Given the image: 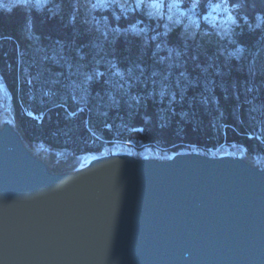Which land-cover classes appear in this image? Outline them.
<instances>
[{"label": "trees", "instance_id": "16d2710c", "mask_svg": "<svg viewBox=\"0 0 264 264\" xmlns=\"http://www.w3.org/2000/svg\"><path fill=\"white\" fill-rule=\"evenodd\" d=\"M84 1L75 9L69 0L42 6L0 0V70L29 141L87 157L114 142L146 144L151 139L133 133L138 112L153 121L164 116L160 128L171 132L152 140L170 154L193 150L187 145L211 153L238 140L253 144L241 83H253L247 62L264 54V0H228V11L214 8L221 0H200L193 11L192 0L171 9L174 0H144L139 8L137 0ZM236 3L243 6L233 8ZM237 49L239 58L232 55ZM53 55L63 75L47 69ZM112 64L123 69L120 81L111 75ZM170 91L177 97L171 99ZM255 92L264 100L262 89ZM186 113L194 117L178 118Z\"/></svg>", "mask_w": 264, "mask_h": 264}, {"label": "water", "instance_id": "95a60500", "mask_svg": "<svg viewBox=\"0 0 264 264\" xmlns=\"http://www.w3.org/2000/svg\"><path fill=\"white\" fill-rule=\"evenodd\" d=\"M15 123L0 127V264H264V167L195 149L56 172Z\"/></svg>", "mask_w": 264, "mask_h": 264}, {"label": "rangeland", "instance_id": "374dc122", "mask_svg": "<svg viewBox=\"0 0 264 264\" xmlns=\"http://www.w3.org/2000/svg\"><path fill=\"white\" fill-rule=\"evenodd\" d=\"M12 1H16V0H12ZM17 1L20 2V0H17ZM69 1L71 3V7H74L76 9V6L78 5L77 0H69ZM86 2L90 3L92 1L85 0L84 3ZM71 21H73V18H71ZM31 28L32 26L30 25V29ZM111 33L116 35V33H113V32ZM114 35L111 36L110 34L109 39L112 40ZM107 37L108 36H105L104 39H106ZM59 50H60V47H59ZM257 54L258 53L254 55L255 57L251 61L247 62V68H248V71H251L250 72L251 77L255 76L254 80H251L253 83H249L248 81L241 83L242 95L245 97L246 121L253 127L252 130H250V132H247L248 133L247 137L249 139H252L253 144H248L245 142L243 143L242 141L238 140V142L231 143V144L229 143L223 144L215 150H210L211 153L209 154H218V155L231 154V155H242V156L247 155L252 163H254L257 166L264 167V103H263L264 100H262V98L259 97L255 92V89H258V90L262 89L264 92V69H263L264 54L261 59L258 58ZM235 57L239 58V55H236ZM50 58L51 59L48 61L50 63L47 64L46 66H47V69L50 70L51 75H56V76L59 74L63 75L59 62H57L59 59H56L57 55L50 56ZM238 58L237 60H239ZM81 66H82L81 67L82 68L81 70L82 80L85 83H87V86H88L89 85L88 78H87L88 75L85 74V70L83 68L84 67L83 60H82ZM109 69H110V72L112 73L111 75L116 77L117 80L124 78L123 69L117 64H112ZM2 72L3 71L0 70V124L4 121H11L15 123V120H16V123L14 125H17L19 129L24 131L20 123L17 120V117H16L17 111L15 109V101L8 89L7 83L5 82V78L3 77ZM96 76L98 75L96 74ZM255 79H256L257 84H255ZM170 94H171L170 95L171 99L177 97L173 93V91H170ZM98 99L99 101L97 105L98 107H100L99 105H100L101 99L99 97ZM161 100L162 99L157 100L159 105L162 104ZM193 103H194V100H189V102H187L186 104H188L189 107H191ZM201 103L203 106L206 107L205 102L203 103L202 101ZM81 111L82 109L81 110L79 109L78 112H81ZM25 112L27 116L37 119V117L33 115L31 112L29 111H25ZM97 113H98V109L96 110V107L93 110H91L92 115L93 114L95 115ZM217 113H218L217 115L221 117L220 114H222V111L219 108L217 109ZM134 115H135L134 117L135 120L139 121V126L136 129H133V133L135 135L141 136L140 138L151 139V140L150 141L148 140L146 144H135L131 142L129 143L128 142H114L116 144L112 146L111 148L107 149L105 152H103V154L130 152L142 158L143 157L164 158L166 156H169L170 148L169 149L162 148L158 143L155 142V140H152L155 138L153 134L154 135L156 134L160 137H165L164 135L171 132V130H163L160 128L159 120L163 121L164 116H161L160 118H158L159 120L157 121H153L152 118H148L147 116H142V113L136 112V114L134 113ZM150 115H156V114L153 112ZM161 115H163V113H161ZM139 116L140 118H138ZM193 117L194 116L190 115V113H186L183 116L178 115V118L181 120H185V122L186 120L192 119ZM175 125H177V123ZM240 125H242V123L240 122V120H238V127H240ZM140 129H142V131H140ZM215 129L214 131H215V134L217 135V130ZM29 145H30V148L33 149L36 152V154H38L40 157L45 159L50 165L51 169L56 172L69 171L74 168L83 167L92 158V157L85 156V154H83V152L80 150H78L77 152L64 151L60 149H53L51 147H48V146H45L39 143H35V142H31ZM187 147H190L193 150L196 149V146H193V145H187Z\"/></svg>", "mask_w": 264, "mask_h": 264}, {"label": "snow or ice", "instance_id": "6c2138e0", "mask_svg": "<svg viewBox=\"0 0 264 264\" xmlns=\"http://www.w3.org/2000/svg\"><path fill=\"white\" fill-rule=\"evenodd\" d=\"M22 2L29 3L30 0H22ZM45 2H46V0H37V5L38 6H42ZM143 3H144V0H137V3L135 5V7L139 8L141 6V4H143ZM199 4H200V0H192L191 8L189 9V11H193L195 8H197V6ZM161 6H162L161 3H153L151 5V7L157 8V9L160 8ZM242 6H243L242 3H236V4L232 5L233 8H239V7H242ZM168 7L170 9L171 8H179L180 7V0H174L173 3L168 5ZM214 8H223L225 11H228L229 10L228 0H221L220 3H217L216 5H214ZM193 14H195V13L193 12ZM228 18L232 21L233 24L236 23L235 18L233 16H231L230 13H229V17ZM117 19H119V18H117ZM193 23H195V21H193ZM132 31H136L135 27L132 28ZM239 51H240V49H237V52L236 53H232V55H238ZM70 115H74V113H71ZM140 131H142V129H140Z\"/></svg>", "mask_w": 264, "mask_h": 264}, {"label": "bare ground", "instance_id": "6f19581e", "mask_svg": "<svg viewBox=\"0 0 264 264\" xmlns=\"http://www.w3.org/2000/svg\"><path fill=\"white\" fill-rule=\"evenodd\" d=\"M0 127H1V124H0ZM21 130V129H20ZM22 131V130H21ZM24 134H25V132L24 131H22ZM26 135V134H25ZM31 143V142H30ZM32 150V152L33 153H36L33 149H31ZM243 158H245L246 160H248V162H250V163H252L251 161H250V159L248 158V156L247 155H245V156H242ZM42 158V157H41ZM43 159V158H42ZM48 163V162H47ZM252 164H254V163H252ZM255 165V164H254ZM50 166V165H49ZM51 168V167H50ZM52 170V169H51Z\"/></svg>", "mask_w": 264, "mask_h": 264}]
</instances>
